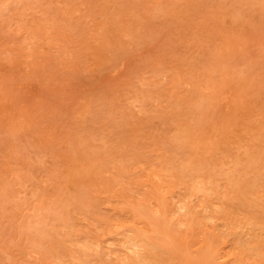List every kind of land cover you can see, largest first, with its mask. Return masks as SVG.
I'll return each mask as SVG.
<instances>
[{"label":"rangeland","instance_id":"374dc122","mask_svg":"<svg viewBox=\"0 0 264 264\" xmlns=\"http://www.w3.org/2000/svg\"><path fill=\"white\" fill-rule=\"evenodd\" d=\"M0 264H264V0H0Z\"/></svg>","mask_w":264,"mask_h":264}]
</instances>
